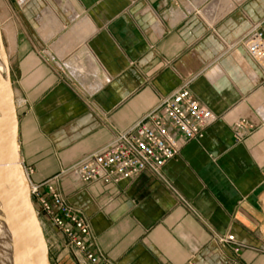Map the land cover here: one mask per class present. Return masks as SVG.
I'll return each mask as SVG.
<instances>
[{
    "label": "crops",
    "instance_id": "crops-1",
    "mask_svg": "<svg viewBox=\"0 0 264 264\" xmlns=\"http://www.w3.org/2000/svg\"><path fill=\"white\" fill-rule=\"evenodd\" d=\"M0 6L30 183L106 146L186 83L218 118L164 166L163 182L146 173L107 185L58 179L64 201L88 219L96 254L107 264H264V75L243 47L264 19V0ZM5 25L15 28L11 52ZM240 119L253 129L237 143L233 125ZM48 227L51 264H90ZM227 236L242 246L238 253L217 242Z\"/></svg>",
    "mask_w": 264,
    "mask_h": 264
},
{
    "label": "built area",
    "instance_id": "built-area-1",
    "mask_svg": "<svg viewBox=\"0 0 264 264\" xmlns=\"http://www.w3.org/2000/svg\"><path fill=\"white\" fill-rule=\"evenodd\" d=\"M243 47L249 60L264 75V19L253 26ZM217 120L192 95L189 84H184L140 121L115 133L106 146L85 156L62 174L32 184L29 181L32 170L24 169L36 214L62 235L66 248L79 253L90 264H107L92 248L88 219L70 207L56 189L58 179L68 176L83 185H107L131 181L146 173L163 182L164 166L179 156L185 143L200 138ZM252 129L245 119L236 121L233 125L235 142H241ZM217 242L223 247L232 245L235 254L242 247L234 242L233 236L217 238Z\"/></svg>",
    "mask_w": 264,
    "mask_h": 264
},
{
    "label": "water",
    "instance_id": "water-1",
    "mask_svg": "<svg viewBox=\"0 0 264 264\" xmlns=\"http://www.w3.org/2000/svg\"><path fill=\"white\" fill-rule=\"evenodd\" d=\"M1 42V37H0ZM0 80V206L3 223L12 240L14 264H51L47 243L29 194L17 141L18 120L9 64Z\"/></svg>",
    "mask_w": 264,
    "mask_h": 264
},
{
    "label": "bare ground",
    "instance_id": "bare-ground-1",
    "mask_svg": "<svg viewBox=\"0 0 264 264\" xmlns=\"http://www.w3.org/2000/svg\"><path fill=\"white\" fill-rule=\"evenodd\" d=\"M227 1V0H226ZM231 1V0H230ZM229 3V0H228ZM5 6V5H4ZM236 3L232 2L230 4V7H235ZM1 7V6H0ZM219 7V6H218ZM3 8V7H1ZM6 9V8H5ZM4 12V11H3ZM6 12V10H5ZM202 12V11H201ZM7 13V12H6ZM2 17V15H1ZM10 18V17H8ZM206 18V17H205ZM208 18V17H207ZM7 19V18H6ZM212 19V18H211ZM3 20V19H2ZM207 20V19H206ZM209 21V20H208ZM211 21V20H210ZM209 21V22H210ZM8 22V21H7ZM6 22V23H7ZM9 24V23H7ZM8 26V25H7ZM6 27V25H5ZM11 27V26H10ZM57 27V26H56ZM14 28V26H13ZM13 28L12 30L9 29V27L4 28L3 33L5 35V38L8 40V46H9V52L12 51V47H13V41H14V36L12 34L13 32ZM58 28V27H57ZM15 29V28H14ZM51 30V29H50ZM15 34V33H14ZM0 37H1V42H0V80H5L6 77V64H5V59L7 60V52L4 48V44H3V37H2V32L0 29ZM68 37V36H67ZM50 39V38H49ZM68 40V39H67ZM79 43V42H78ZM15 44V43H14ZM72 46V45H71ZM15 48V47H14ZM8 50V49H7ZM16 51V50H15ZM72 52V51H71ZM8 62V60H7ZM9 64V63H8ZM78 72V71H77ZM94 72V71H93ZM80 74V73H79ZM86 76V75H85ZM89 78V77H88ZM84 83V82H83ZM95 83V82H94ZM2 91H1V85H0V107H2L3 101H2ZM0 264H14L13 261V244H12V240L5 228V225L3 223V214H2V209L0 206Z\"/></svg>",
    "mask_w": 264,
    "mask_h": 264
},
{
    "label": "rangeland",
    "instance_id": "rangeland-1",
    "mask_svg": "<svg viewBox=\"0 0 264 264\" xmlns=\"http://www.w3.org/2000/svg\"><path fill=\"white\" fill-rule=\"evenodd\" d=\"M7 40V39H6ZM2 41H3V39H2ZM7 43H8V40H7ZM3 44H4V42H3ZM4 46V45H3ZM4 48H5V46H4ZM8 60V59H7ZM263 208H264V196H263ZM35 209V208H34ZM35 212H37L36 211V209H35ZM38 216V215H37ZM38 220H39V222H40V224H41V227H42V229H43V232L44 233H48V231H49V225H47V224H45V222L43 221V219H42V217L41 216H38ZM264 232V231H263ZM0 234H1V232H0Z\"/></svg>",
    "mask_w": 264,
    "mask_h": 264
}]
</instances>
